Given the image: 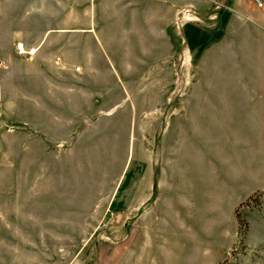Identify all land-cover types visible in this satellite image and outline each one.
I'll use <instances>...</instances> for the list:
<instances>
[{
	"label": "rangeland",
	"instance_id": "1",
	"mask_svg": "<svg viewBox=\"0 0 264 264\" xmlns=\"http://www.w3.org/2000/svg\"><path fill=\"white\" fill-rule=\"evenodd\" d=\"M34 1L45 19L21 12L28 41L57 28L66 3L86 0ZM164 15L168 23L172 13ZM166 22L152 44L130 19L102 25L115 61L85 44L95 71L84 83L70 74L67 81L36 75L24 42L26 52L0 59L1 79L10 82L0 107V264H108L109 248L124 237L125 183L142 179L146 190L149 182L175 180V83L187 75L184 45L175 40V23ZM67 65L82 67L75 59ZM238 213L224 264H264V192Z\"/></svg>",
	"mask_w": 264,
	"mask_h": 264
},
{
	"label": "crops",
	"instance_id": "2",
	"mask_svg": "<svg viewBox=\"0 0 264 264\" xmlns=\"http://www.w3.org/2000/svg\"><path fill=\"white\" fill-rule=\"evenodd\" d=\"M16 1L0 0V59H15L24 42L36 75L67 81L70 74L81 83L95 71L87 43L115 61L98 28L130 19L152 44L164 36L165 11L172 13L166 23H175V40L184 45L187 75L186 82L175 83V180L149 182L146 190L142 179L125 183L124 237L109 248L108 264H224L238 236L237 210L264 192V0L66 3L57 28L33 41L20 29L21 12L43 18L45 8L34 0ZM69 59L81 63L79 72L67 65ZM5 82L0 75L2 109L4 86H10Z\"/></svg>",
	"mask_w": 264,
	"mask_h": 264
},
{
	"label": "built area",
	"instance_id": "3",
	"mask_svg": "<svg viewBox=\"0 0 264 264\" xmlns=\"http://www.w3.org/2000/svg\"><path fill=\"white\" fill-rule=\"evenodd\" d=\"M254 1H255V3H257L259 5L262 3L261 0H254ZM18 53L19 54L24 53L23 48L21 46L18 47ZM32 54H33V52H30V55H32ZM76 71L79 72L80 71V68H77Z\"/></svg>",
	"mask_w": 264,
	"mask_h": 264
},
{
	"label": "trees",
	"instance_id": "4",
	"mask_svg": "<svg viewBox=\"0 0 264 264\" xmlns=\"http://www.w3.org/2000/svg\"><path fill=\"white\" fill-rule=\"evenodd\" d=\"M249 199H250V198H249ZM249 199H248L247 201H249ZM247 201H246V202H247ZM246 202L242 203L240 207H242L244 204H246ZM236 217H237V221H238V223H239V225H240V224H241V221H240V215H239V213H238V210H237V213H236Z\"/></svg>",
	"mask_w": 264,
	"mask_h": 264
}]
</instances>
